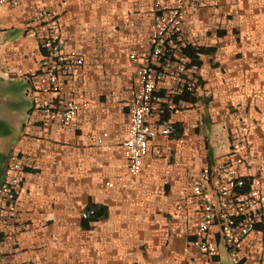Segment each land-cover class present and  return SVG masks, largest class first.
Returning a JSON list of instances; mask_svg holds the SVG:
<instances>
[{"label":"crops","instance_id":"obj_1","mask_svg":"<svg viewBox=\"0 0 264 264\" xmlns=\"http://www.w3.org/2000/svg\"><path fill=\"white\" fill-rule=\"evenodd\" d=\"M156 2L173 7L177 0L0 4V181L12 155L31 160L15 206L0 210L6 261L233 264L220 243L213 258L191 246L200 219L193 188L204 168L222 163L237 131L246 137L249 174L264 187V0H183L174 52L182 56L186 43L214 50L190 68L197 100L182 101L171 118L181 135L155 138L141 173L131 177L119 145L129 134L137 71L150 54ZM42 7L55 11L69 46L85 57L78 80H62L57 94L37 91L28 78L42 52L27 24ZM175 84L169 76L158 94ZM33 91L43 101L77 102L78 127L43 114ZM91 203L107 207L108 216L84 224ZM212 230L219 241V229ZM243 255L242 264H264V230L245 240Z\"/></svg>","mask_w":264,"mask_h":264},{"label":"built area","instance_id":"obj_2","mask_svg":"<svg viewBox=\"0 0 264 264\" xmlns=\"http://www.w3.org/2000/svg\"><path fill=\"white\" fill-rule=\"evenodd\" d=\"M6 3L17 6L19 0H0V4ZM153 12L150 54L137 71L139 88L132 98L129 134L119 145L127 158L131 177L141 173L144 158L152 150V141L158 136L171 137L177 130L172 119L160 120V103L184 90L194 91L196 85L191 69L187 67L188 61L174 52V43L181 33L183 0H177L173 7L156 2ZM26 33L38 40L42 52L37 68L28 73L34 89L57 94L62 80H78L85 57L69 46L60 19L52 8L42 7L36 11L27 24ZM169 76H173L176 84L165 97H161L159 88ZM32 93L34 104L43 114L63 125L78 127L80 106L77 102L60 98L43 101L36 92ZM169 103L170 109L176 107ZM246 149L245 134L232 133L230 152L217 168H204L193 188L200 206V219L192 235L191 246L202 255L213 258L220 243L229 252L233 264L244 261L245 240L264 230L263 182L259 175L249 174V165L243 155ZM30 166L28 156H11L0 181L1 211L8 212L15 206L22 175ZM108 186L114 187L115 183L108 182ZM93 213V210H83L81 216L87 219ZM214 227L219 229V241L213 238ZM2 242L0 231V264H12L5 259Z\"/></svg>","mask_w":264,"mask_h":264},{"label":"trees","instance_id":"obj_3","mask_svg":"<svg viewBox=\"0 0 264 264\" xmlns=\"http://www.w3.org/2000/svg\"><path fill=\"white\" fill-rule=\"evenodd\" d=\"M182 56L188 59L187 67L188 68H199L202 65L200 59L201 54H207L214 50V47H204V46H195L191 43H186L180 47ZM192 92L189 90H184L181 94L175 96L167 97L166 101H162L160 104V120H168L172 118L173 112L176 110V107L182 102H196V97H192ZM169 102L174 104L176 107L174 109L169 108ZM177 130L172 135V137H179L181 135L180 124L175 123ZM85 210H93L94 213L90 215L89 218L84 219V224L94 221H100L105 219L108 216V208L102 204H89ZM243 263V262H242ZM241 263V264H242Z\"/></svg>","mask_w":264,"mask_h":264},{"label":"rangeland","instance_id":"obj_4","mask_svg":"<svg viewBox=\"0 0 264 264\" xmlns=\"http://www.w3.org/2000/svg\"><path fill=\"white\" fill-rule=\"evenodd\" d=\"M225 262H227V259L226 260H224Z\"/></svg>","mask_w":264,"mask_h":264}]
</instances>
